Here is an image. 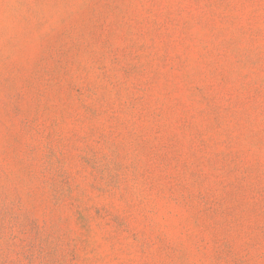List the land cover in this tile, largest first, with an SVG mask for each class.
Listing matches in <instances>:
<instances>
[{
  "label": "rangeland",
  "instance_id": "obj_1",
  "mask_svg": "<svg viewBox=\"0 0 264 264\" xmlns=\"http://www.w3.org/2000/svg\"><path fill=\"white\" fill-rule=\"evenodd\" d=\"M0 264H264V0H0Z\"/></svg>",
  "mask_w": 264,
  "mask_h": 264
},
{
  "label": "clouds",
  "instance_id": "obj_2",
  "mask_svg": "<svg viewBox=\"0 0 264 264\" xmlns=\"http://www.w3.org/2000/svg\"><path fill=\"white\" fill-rule=\"evenodd\" d=\"M15 7L14 5H8V4H5L4 5V9H5V19H4V26L7 27L9 26V22H8V16H9V9Z\"/></svg>",
  "mask_w": 264,
  "mask_h": 264
}]
</instances>
